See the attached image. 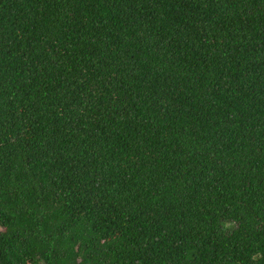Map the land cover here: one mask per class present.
Returning a JSON list of instances; mask_svg holds the SVG:
<instances>
[{"label": "trees", "instance_id": "trees-1", "mask_svg": "<svg viewBox=\"0 0 264 264\" xmlns=\"http://www.w3.org/2000/svg\"><path fill=\"white\" fill-rule=\"evenodd\" d=\"M0 264H264V0H0Z\"/></svg>", "mask_w": 264, "mask_h": 264}]
</instances>
